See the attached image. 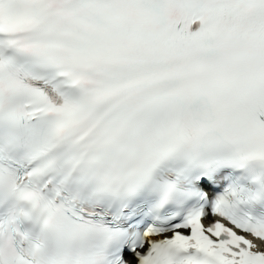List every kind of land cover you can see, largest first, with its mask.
<instances>
[{
	"label": "snow or ice",
	"instance_id": "snow-or-ice-1",
	"mask_svg": "<svg viewBox=\"0 0 264 264\" xmlns=\"http://www.w3.org/2000/svg\"><path fill=\"white\" fill-rule=\"evenodd\" d=\"M0 264H264V0H0Z\"/></svg>",
	"mask_w": 264,
	"mask_h": 264
}]
</instances>
